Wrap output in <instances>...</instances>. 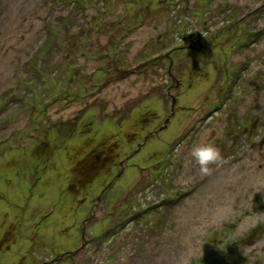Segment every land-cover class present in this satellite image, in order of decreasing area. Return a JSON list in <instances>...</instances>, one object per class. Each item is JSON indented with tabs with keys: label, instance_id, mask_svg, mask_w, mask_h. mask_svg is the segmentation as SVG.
<instances>
[{
	"label": "rangeland",
	"instance_id": "rangeland-1",
	"mask_svg": "<svg viewBox=\"0 0 264 264\" xmlns=\"http://www.w3.org/2000/svg\"><path fill=\"white\" fill-rule=\"evenodd\" d=\"M258 21L264 0H0V264H264Z\"/></svg>",
	"mask_w": 264,
	"mask_h": 264
},
{
	"label": "clouds",
	"instance_id": "clouds-1",
	"mask_svg": "<svg viewBox=\"0 0 264 264\" xmlns=\"http://www.w3.org/2000/svg\"><path fill=\"white\" fill-rule=\"evenodd\" d=\"M258 27H264V21H258ZM190 156L199 166L202 174L208 175L211 172L210 165L222 161L220 149L213 143L200 142L190 150Z\"/></svg>",
	"mask_w": 264,
	"mask_h": 264
},
{
	"label": "bare ground",
	"instance_id": "bare-ground-1",
	"mask_svg": "<svg viewBox=\"0 0 264 264\" xmlns=\"http://www.w3.org/2000/svg\"><path fill=\"white\" fill-rule=\"evenodd\" d=\"M132 87V86H131ZM114 89V87H113ZM145 90H143L142 85L136 86L133 90V92L131 91V94L133 95H137L140 96ZM126 97H130L129 95H127ZM207 135V133L202 135V141L204 140L205 136Z\"/></svg>",
	"mask_w": 264,
	"mask_h": 264
}]
</instances>
